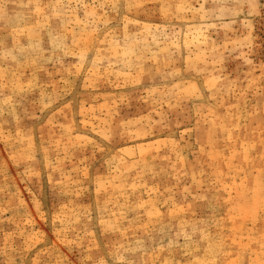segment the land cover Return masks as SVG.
Segmentation results:
<instances>
[{
    "label": "rangeland",
    "instance_id": "rangeland-1",
    "mask_svg": "<svg viewBox=\"0 0 264 264\" xmlns=\"http://www.w3.org/2000/svg\"><path fill=\"white\" fill-rule=\"evenodd\" d=\"M0 264H264V0H0Z\"/></svg>",
    "mask_w": 264,
    "mask_h": 264
}]
</instances>
